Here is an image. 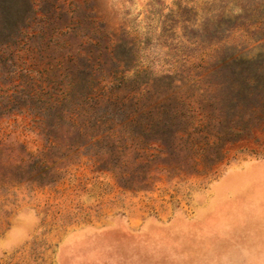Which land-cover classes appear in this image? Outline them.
Instances as JSON below:
<instances>
[{
	"label": "rangeland",
	"instance_id": "1",
	"mask_svg": "<svg viewBox=\"0 0 264 264\" xmlns=\"http://www.w3.org/2000/svg\"><path fill=\"white\" fill-rule=\"evenodd\" d=\"M102 89L119 99L86 105ZM141 92L187 97L211 139L253 128L198 170L176 135L135 165L89 138L140 132ZM263 111L264 0H0V264H264Z\"/></svg>",
	"mask_w": 264,
	"mask_h": 264
},
{
	"label": "trees",
	"instance_id": "2",
	"mask_svg": "<svg viewBox=\"0 0 264 264\" xmlns=\"http://www.w3.org/2000/svg\"><path fill=\"white\" fill-rule=\"evenodd\" d=\"M249 64H251V61H249L248 59H240V60L234 59L230 62L231 66L244 67L245 65V70L249 68ZM250 79L251 78H247V80ZM102 81L105 82V78H103ZM250 84H251V80L248 82L249 86ZM92 90L94 91V89H91V91ZM200 91H204V93L200 94L199 97L203 98L205 95H207L205 94L207 93L206 90H200ZM145 92H141L139 94V97L136 98L137 101L136 103L134 102L135 110L130 114L129 120L123 125H121V127H125V126L126 128L128 127L131 131L133 127L138 128L140 132L139 131L136 132L134 130V134H133L134 136L132 135L126 138L125 136H123L124 134H117L115 130L109 129L108 131H106L107 136L100 135L99 132L94 136L91 135L89 138L90 141L94 142V144H98L100 140L107 137L108 141L113 142L111 144H113L114 148L117 149L116 151L118 153L122 154L129 149L130 151L134 152V154L137 156L133 160L135 165H141V164L148 165L156 157L158 156L161 157L163 154H167V149H165V147L164 149L162 148V146L165 145L164 144L165 142L163 141L164 139L163 137L166 136L168 138L169 137L173 138L174 135H176L177 139L180 142L182 141L184 145L186 162H189L192 168L198 170L199 167L203 165L205 166V163L209 165H213L216 161L222 160L224 157V145L228 144L229 142H235L239 140L245 133H247L248 131L251 130V128H253L250 121L248 120L245 121L244 123L241 122L242 125L236 126L235 129L231 128L228 134H223L224 135V136L222 135L223 140L221 138V135L211 139L212 136L209 134L208 131H210L213 126L220 124V121L218 119L214 120L213 118L208 117L209 115L205 113L204 116L200 115L199 107H195V105H193L191 101L187 102L188 101L186 100L187 97L185 98L183 95L176 96L174 94H169L167 96L168 99L166 100L165 103H161L156 100L155 102H152L147 106H145L141 103L142 98L147 94V93L145 94ZM107 93H108L107 91L102 89V90H97L96 95L95 94L93 95V92L87 94L86 105L93 102V100H98V99L103 102L105 101L115 102L114 100L119 99V96H114L113 98V96H109ZM68 97H69V93L61 92V97L56 98L55 102L51 104V108H54L55 112L63 111L65 101L68 100ZM134 97L128 96L124 100L133 101L135 100ZM170 98H173L177 102L171 104ZM202 102L203 100H201V102L199 103L200 106ZM78 111L79 110L77 109H76V113H73L71 111V114L69 115L68 118L69 122L73 128L78 129L79 134L83 135L84 137H87L89 129L90 128L93 129V128L89 124L90 122L79 121V119L81 120L82 116L80 114V111L79 112ZM73 115L76 116L73 117ZM262 115L263 116H260L259 118L261 121L264 120V114ZM84 117L87 116L84 114ZM173 120L174 121L180 120L184 122L185 128L178 130L180 132H178L177 130L172 131L174 130V128L171 130H168L169 129L168 128L166 129V132H163V130L167 127L166 125H168L169 121H170V125H172ZM39 123L40 125L44 124V122H42L41 120L39 121ZM149 135H156L153 141H155L156 145L157 143L161 144L160 149L159 148L157 149L155 146H151L150 144H148L149 140L147 136ZM51 146L52 148L55 147L54 142L51 144ZM155 150L157 151V153L156 152L153 153V151ZM209 150L212 151L210 152L211 153L210 156L208 154Z\"/></svg>",
	"mask_w": 264,
	"mask_h": 264
}]
</instances>
